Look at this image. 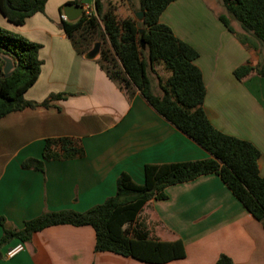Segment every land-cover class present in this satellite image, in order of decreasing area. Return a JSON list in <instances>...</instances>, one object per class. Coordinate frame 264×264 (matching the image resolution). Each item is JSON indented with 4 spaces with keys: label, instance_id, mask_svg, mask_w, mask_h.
I'll return each instance as SVG.
<instances>
[{
    "label": "crops",
    "instance_id": "obj_1",
    "mask_svg": "<svg viewBox=\"0 0 264 264\" xmlns=\"http://www.w3.org/2000/svg\"><path fill=\"white\" fill-rule=\"evenodd\" d=\"M133 7L132 1L129 0ZM73 0H47L44 12L14 26L0 14V28L41 46L37 81L24 94L40 103L65 94L49 108L25 109L0 119V218L8 228L43 213H84L115 195L116 180L127 173L143 183L145 165L205 160L209 154L162 119L135 92L130 99L111 82L94 60L80 56L60 30L62 7ZM211 2V4H210ZM93 6V0H80ZM127 16H131L129 12ZM226 13L218 0H176L160 16L182 42L198 52L204 112L221 133L252 144L260 153L264 176V75L237 80L233 72L252 60L264 69V47L249 37L248 52L218 21ZM239 34V24L229 19ZM76 138L82 158L50 161L43 172L23 169V161L40 159L49 138ZM166 200H150L140 216L154 225L163 242L180 240L185 258L168 264H215L220 255L233 264H264V230L215 175L170 186ZM2 228L0 227V239ZM19 243L0 248V264H144L112 253L94 252L90 227L46 228L24 243V250L5 258Z\"/></svg>",
    "mask_w": 264,
    "mask_h": 264
},
{
    "label": "trees",
    "instance_id": "obj_2",
    "mask_svg": "<svg viewBox=\"0 0 264 264\" xmlns=\"http://www.w3.org/2000/svg\"><path fill=\"white\" fill-rule=\"evenodd\" d=\"M176 0H139L135 13L142 21L121 18L108 0H93V13L83 12L75 22L60 21L73 49L85 56L101 43L94 59L101 71L128 99L135 92L158 116L180 131L209 154L205 160L145 165L143 183L137 184L127 173L116 180L113 197L84 213L65 210L43 213L27 221L21 230L7 227L0 218V248L16 239L28 242L32 235L49 227L68 225L90 227L94 231V252L112 253L144 264H168L185 258L180 240L163 242L154 236L146 218L140 216L150 200L167 199L165 189L215 175L242 207L264 230V176L258 172L259 151L250 143L225 135L208 121L203 104L206 95L202 74L194 62L198 52L179 40L160 22V16ZM47 0H0V14L14 26L44 12ZM226 16L217 19L248 51L256 50L249 37L264 47V0H220ZM67 4H80L73 0ZM66 5V4H65ZM62 11V9H60ZM229 19L237 22L243 33H236ZM142 31V33H140ZM142 43L144 47H142ZM41 46L0 28V119L25 109L49 108L62 101L65 94H51L40 103L24 99L40 74ZM9 61L12 68L4 77ZM264 75L261 64L252 60L238 67L233 75L241 80L250 73ZM164 76V77H163ZM84 156L76 138H49L44 141L40 159L23 161V169L43 172L50 161H68ZM215 264H233L220 255Z\"/></svg>",
    "mask_w": 264,
    "mask_h": 264
},
{
    "label": "water",
    "instance_id": "obj_3",
    "mask_svg": "<svg viewBox=\"0 0 264 264\" xmlns=\"http://www.w3.org/2000/svg\"><path fill=\"white\" fill-rule=\"evenodd\" d=\"M83 6L76 4H66L62 7V15L66 18L67 22H75L77 21L81 15L83 14ZM135 18L137 21H142L143 13L138 12L135 13ZM142 33V31H140ZM101 47V43L97 42L93 45L92 49L85 55V58L88 60H94L98 54ZM142 47H144L142 43ZM11 64L9 61L6 62V65L3 68L4 77H7L9 72L11 71Z\"/></svg>",
    "mask_w": 264,
    "mask_h": 264
},
{
    "label": "rangeland",
    "instance_id": "obj_4",
    "mask_svg": "<svg viewBox=\"0 0 264 264\" xmlns=\"http://www.w3.org/2000/svg\"><path fill=\"white\" fill-rule=\"evenodd\" d=\"M110 1L114 7L116 8L117 11V15L121 18L124 17H131L133 18V20L137 21V19L135 18V11L137 10V7H132L130 5V1L129 0H108ZM133 5H137V0H131ZM209 1V0H207ZM220 2V0H218ZM211 4V2H210ZM221 4V2H220ZM212 5V4H211ZM131 13V16H127L128 13ZM164 77V76H163Z\"/></svg>",
    "mask_w": 264,
    "mask_h": 264
},
{
    "label": "built area",
    "instance_id": "obj_5",
    "mask_svg": "<svg viewBox=\"0 0 264 264\" xmlns=\"http://www.w3.org/2000/svg\"><path fill=\"white\" fill-rule=\"evenodd\" d=\"M83 11L87 15H91L93 13V9L90 6H84ZM62 21H67L66 18L62 15L61 16ZM24 250V243L19 242L15 246L9 248L7 252L5 253V258L10 259L19 254Z\"/></svg>",
    "mask_w": 264,
    "mask_h": 264
}]
</instances>
